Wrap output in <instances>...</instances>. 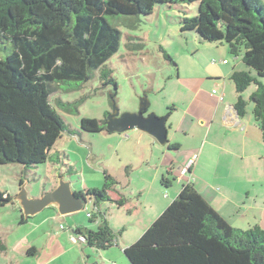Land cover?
I'll use <instances>...</instances> for the list:
<instances>
[{
    "label": "trees",
    "instance_id": "16d2710c",
    "mask_svg": "<svg viewBox=\"0 0 264 264\" xmlns=\"http://www.w3.org/2000/svg\"><path fill=\"white\" fill-rule=\"evenodd\" d=\"M193 3L197 4L196 15L180 18L179 31L196 37L199 45H226L232 56L241 59L245 70L234 71L229 78L236 94L234 108L243 117L250 105L264 145L262 0H0V41L12 45L11 52L0 59V159L7 161L9 156L26 168L44 160L58 164L59 153L49 156L48 149L60 132H77L63 124L49 96L78 90L94 77L116 87L105 63L119 49L120 18L146 17L156 6ZM165 58L176 69L171 58ZM251 86L254 89L246 98L244 93ZM53 103L70 114L77 113L80 104H65L58 98ZM107 114L102 121L82 119L80 131L105 133ZM22 182L20 178L18 186ZM116 184L103 173L100 189L74 193L95 207L104 202L122 206L123 201H112L108 195ZM160 184L167 189L171 181L163 175ZM8 205L15 207L12 198L0 192V208ZM87 218L99 220L96 230L77 228L73 233L92 249L112 247L117 234L104 214L95 208ZM25 221L20 215L19 224ZM0 251H4L1 242ZM26 254L34 256L36 250L30 248ZM123 255L128 264H264V231L230 226L186 184Z\"/></svg>",
    "mask_w": 264,
    "mask_h": 264
},
{
    "label": "crops",
    "instance_id": "0c3cea01",
    "mask_svg": "<svg viewBox=\"0 0 264 264\" xmlns=\"http://www.w3.org/2000/svg\"><path fill=\"white\" fill-rule=\"evenodd\" d=\"M234 60L235 63L223 60L225 63L205 73V78L187 72L189 87L182 86L181 98L177 100L175 96L166 110L169 117L165 146L137 130H133L134 135H118L119 143L113 154L120 157L122 165L118 171L103 173L117 183L116 188L108 192L110 199L124 202L122 206H115L117 210L112 212L113 206L106 209L95 207L89 200L94 210L96 208L104 214L109 228L117 234L112 246L116 251L107 253L111 254L108 259L118 263L117 252L123 253L125 248L136 243L176 198L187 180L186 176H180V171L196 155V163L190 168L191 185L201 198L230 226L243 231L258 227L264 231V145L250 105L243 117L238 116L234 108L236 94L229 78L234 71L245 70L240 58ZM250 92L248 90L244 96L248 98ZM168 109L172 110L168 112ZM141 142L144 145L138 149ZM134 148L139 165L129 159L130 150ZM138 168L139 173L135 172ZM163 175L171 181L167 189L160 184ZM97 178L102 182V178ZM128 189L134 194L132 204L122 194ZM64 217L53 210L38 221L28 218L22 225H28L29 234L35 236L32 240L21 237V242L27 239L21 254L28 256L27 250L34 248V256L40 261L38 264H54L55 261L58 264H82L79 251L70 245V234L84 226L75 219L64 221ZM90 223L92 227L88 229L96 230L99 220L93 219ZM36 238L37 244H33ZM51 249L54 254L50 253ZM6 251L4 245L2 252ZM44 253L48 258H43Z\"/></svg>",
    "mask_w": 264,
    "mask_h": 264
},
{
    "label": "rangeland",
    "instance_id": "374dc122",
    "mask_svg": "<svg viewBox=\"0 0 264 264\" xmlns=\"http://www.w3.org/2000/svg\"><path fill=\"white\" fill-rule=\"evenodd\" d=\"M262 3L264 4V0ZM196 9V3L175 7L156 6L152 13L146 17L120 18L123 20L117 25L122 35L120 46L117 53L105 63L106 68L112 71L111 77L116 84L114 102L119 113L135 112L140 98L145 93L149 101L147 114L154 113L157 117H162L173 98L175 96H177V100L181 98L182 86L189 87L188 81H186V76L189 73L195 72L198 73V76L205 78L204 74L218 69L223 60L230 63L236 62L226 45L206 43L202 46L198 44L195 36L193 38L180 33L179 19L183 16L194 17ZM11 50L12 45L9 42L0 41V59H3ZM165 55L175 63L177 71L166 60ZM218 56L223 57L218 59ZM261 82L264 83V79ZM253 89L251 86L248 90L250 92ZM113 90L112 85H105L94 77L84 85H80L78 90L60 91L49 96L48 101L57 116L68 129L77 132V134L69 135L67 132H60L53 145L48 149L49 156L59 153L58 164L44 160L41 163H32L30 167L26 168L11 161L9 156H7V161L0 159V192L13 198L19 190L18 180L22 178L25 182L27 181L28 196L37 198L52 191L51 189L57 184V177L60 175L64 176L65 181L70 182L73 192L93 188L100 189L103 184V172L106 170L118 171L122 165L120 157L113 154L114 148L119 143L117 140L119 134L107 132L105 134H90L81 132L79 128L82 119L102 121L105 113L111 112L110 95L113 94ZM56 98L65 104L80 102L78 112L70 114L59 110L53 103ZM135 133L131 130L127 132V135ZM140 145L138 149L143 147L144 142H141ZM130 151V161L139 165L135 148ZM67 167L70 172H67ZM138 170L139 168L135 172L139 173ZM96 173L99 174L96 175ZM97 177L102 178V182ZM134 183L137 181L135 180ZM116 186L117 184L114 188ZM129 190L122 191V194L125 195V200L127 199L132 204L134 203V194ZM112 206V212H115L117 205L114 202H104L99 205L104 209ZM52 209L43 210L36 215L38 217L34 216L35 219L34 217L29 219L38 221L43 215L51 213L54 210ZM93 211V204L87 203L82 211L65 216L64 221L75 219L84 228L92 227L87 218V212L93 213ZM20 215L21 212L17 204L15 207L8 205L0 208V242L7 247L5 253L0 251V264L40 263L36 256L21 254L24 251L23 244L27 243V239L32 240L35 235L29 234L30 227L28 225L23 226L18 223ZM22 236L27 238L26 242L23 241L24 243L20 241ZM71 236L76 239V242H72L70 239L71 244L68 243L79 251L78 256L81 258L82 264H128L122 252H117L115 255L118 263L108 259L111 258V254L107 253L116 251L113 247L106 249V252L105 250L92 249L78 241L80 235L72 233L70 238ZM36 240L37 238L32 243L37 244ZM50 253H53L52 249ZM46 256L44 253L43 258H48ZM58 263L55 261L54 264Z\"/></svg>",
    "mask_w": 264,
    "mask_h": 264
},
{
    "label": "water",
    "instance_id": "95a60500",
    "mask_svg": "<svg viewBox=\"0 0 264 264\" xmlns=\"http://www.w3.org/2000/svg\"><path fill=\"white\" fill-rule=\"evenodd\" d=\"M113 94L110 95L111 112L104 120L105 130L109 134H124L131 130H137L154 139L159 145L167 144L166 122L169 113L157 117L154 113H148L149 101L143 93L135 112L119 113L114 102L113 95L116 94V87H113ZM27 181L23 180L17 194L12 202L17 204L23 219L34 217L43 210L53 208L59 216H67L80 212L90 201L86 197H77L71 190L70 182L64 180V176L57 177L56 186L49 193L37 198L29 197L26 190Z\"/></svg>",
    "mask_w": 264,
    "mask_h": 264
},
{
    "label": "built area",
    "instance_id": "2783aa9c",
    "mask_svg": "<svg viewBox=\"0 0 264 264\" xmlns=\"http://www.w3.org/2000/svg\"><path fill=\"white\" fill-rule=\"evenodd\" d=\"M223 63H225V61ZM213 93H215V91H213ZM218 98H219V100H222L221 96H219ZM196 159H197V157H193V159H191L189 161L188 165L180 171V176H182V177L186 176L187 177L185 185L191 184V182L193 181V177L191 176L190 168L194 167V165L196 163ZM87 217H90V214H88ZM70 239L72 242H76V239L73 236H71ZM78 241H80L82 244H84V238L83 237L80 236Z\"/></svg>",
    "mask_w": 264,
    "mask_h": 264
}]
</instances>
